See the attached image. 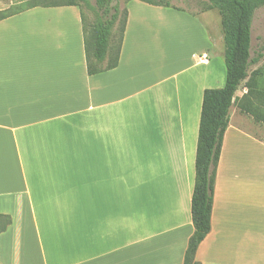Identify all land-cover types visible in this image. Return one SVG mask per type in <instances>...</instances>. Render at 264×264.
<instances>
[{
	"label": "crops",
	"instance_id": "crops-1",
	"mask_svg": "<svg viewBox=\"0 0 264 264\" xmlns=\"http://www.w3.org/2000/svg\"><path fill=\"white\" fill-rule=\"evenodd\" d=\"M127 11L119 66L96 76L79 8L0 22V264H184L204 92L227 70L199 16ZM248 123L233 106L200 264H264V144Z\"/></svg>",
	"mask_w": 264,
	"mask_h": 264
},
{
	"label": "trees",
	"instance_id": "trees-1",
	"mask_svg": "<svg viewBox=\"0 0 264 264\" xmlns=\"http://www.w3.org/2000/svg\"><path fill=\"white\" fill-rule=\"evenodd\" d=\"M130 1L133 0H128L127 3ZM139 1L155 7L174 9L170 0ZM41 2L33 0V3L15 12L1 11L0 22L36 7H77L80 9L83 25L88 75H100L119 66L128 20L127 8L121 9L115 0ZM207 2L209 5L205 8L206 11L216 10L221 16L227 76L223 89L204 92L196 153L195 187L191 204L194 234L189 240L184 264H200L196 261L197 251L211 232L216 176L224 136L230 125L231 108L235 106L241 114L264 126V87L262 88L264 64L249 75L251 66L263 58L262 55L258 59L252 58V24L255 12L264 8V0H207ZM87 11L92 13V18ZM244 83L247 93L240 99L236 98ZM255 137L264 144V136ZM6 219L7 222L1 228L0 234L11 224V219L9 217Z\"/></svg>",
	"mask_w": 264,
	"mask_h": 264
},
{
	"label": "rangeland",
	"instance_id": "rangeland-1",
	"mask_svg": "<svg viewBox=\"0 0 264 264\" xmlns=\"http://www.w3.org/2000/svg\"><path fill=\"white\" fill-rule=\"evenodd\" d=\"M42 1V2H41ZM44 1V2H43ZM48 1V2H47ZM64 0H34V2L41 3H54V2H62ZM171 5L174 11L181 10L179 12H183L191 18L194 19H203L209 27L212 29L213 34L215 35V43H216V51L222 54V61H220L223 65H225L224 59V38L221 27V16L218 11H206V7L209 5L207 0H170ZM128 0H115V3L119 5L121 9L127 8ZM33 3V0H0V9L7 10L11 12H15L17 10L22 9V7L30 5ZM176 9V10H175ZM90 18H92V13L89 11L86 12ZM200 19V20H201ZM262 55L263 58L255 65L251 66L249 69V75L257 69L261 68L264 64V8H260L255 12L252 24V58L258 59V57ZM220 62L218 65H220ZM226 67V65H225ZM264 87V83L262 88ZM240 92H246L245 83L241 86ZM249 119V123L245 128L253 133L258 134L259 136H264V126L256 124L253 119L247 116Z\"/></svg>",
	"mask_w": 264,
	"mask_h": 264
}]
</instances>
